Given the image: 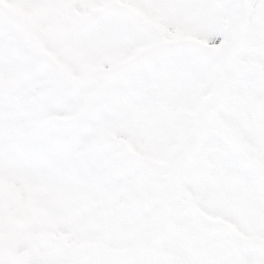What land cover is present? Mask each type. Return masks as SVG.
<instances>
[{"label":"snow or ice","instance_id":"obj_1","mask_svg":"<svg viewBox=\"0 0 264 264\" xmlns=\"http://www.w3.org/2000/svg\"><path fill=\"white\" fill-rule=\"evenodd\" d=\"M0 264H264V0H0Z\"/></svg>","mask_w":264,"mask_h":264}]
</instances>
